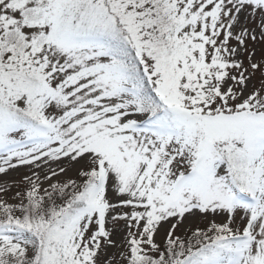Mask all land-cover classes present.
<instances>
[{
  "label": "snow or ice",
  "instance_id": "6c2138e0",
  "mask_svg": "<svg viewBox=\"0 0 264 264\" xmlns=\"http://www.w3.org/2000/svg\"><path fill=\"white\" fill-rule=\"evenodd\" d=\"M21 167L0 264H264V0H0Z\"/></svg>",
  "mask_w": 264,
  "mask_h": 264
},
{
  "label": "rangeland",
  "instance_id": "374dc122",
  "mask_svg": "<svg viewBox=\"0 0 264 264\" xmlns=\"http://www.w3.org/2000/svg\"><path fill=\"white\" fill-rule=\"evenodd\" d=\"M25 174H30L28 168L26 167H21L18 170L15 171H10L9 175L2 179V182H6L9 185V192L7 194V197H12L15 195V191L18 189V185L14 184V181H19ZM2 195V194H0ZM163 235V233H161V236ZM118 239V237H117ZM110 251H114V249L110 250Z\"/></svg>",
  "mask_w": 264,
  "mask_h": 264
}]
</instances>
